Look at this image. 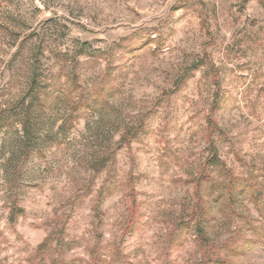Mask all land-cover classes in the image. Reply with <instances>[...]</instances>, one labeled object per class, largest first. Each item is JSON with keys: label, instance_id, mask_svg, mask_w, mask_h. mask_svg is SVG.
Returning a JSON list of instances; mask_svg holds the SVG:
<instances>
[{"label": "rangeland", "instance_id": "1", "mask_svg": "<svg viewBox=\"0 0 264 264\" xmlns=\"http://www.w3.org/2000/svg\"><path fill=\"white\" fill-rule=\"evenodd\" d=\"M0 124V264H30L60 229L69 262L100 235L132 264H200L195 238L170 233L210 143L237 177L264 180V0H0ZM238 203L240 217L212 208L210 243L243 245L264 223Z\"/></svg>", "mask_w": 264, "mask_h": 264}, {"label": "trees", "instance_id": "2", "mask_svg": "<svg viewBox=\"0 0 264 264\" xmlns=\"http://www.w3.org/2000/svg\"><path fill=\"white\" fill-rule=\"evenodd\" d=\"M132 43V42H131ZM127 46H130L128 44ZM135 47V44H131L130 47ZM136 47L132 50H139ZM129 48V47H128ZM72 72L73 89L78 90L81 93L77 102L87 99L84 96L83 88L77 83L76 74ZM186 75L180 77L177 84L181 83ZM70 88V87H69ZM71 89V88H70ZM67 89L70 93L72 90ZM77 103L73 104L75 107L72 109V113L78 112ZM72 106V107H73ZM81 106V105H80ZM79 106V108H80ZM211 120H208V125L213 128ZM0 124V132L2 129ZM215 128V125H214ZM217 131V127L215 128ZM131 129L125 134L123 140L131 141L135 135H131ZM128 138V139H125ZM219 137L221 135L219 134ZM210 154L206 162L201 166L198 174L192 179L194 184V196L195 202L190 212L178 222L170 236L172 237L171 244L176 243L175 239L187 237L192 235L199 243L201 248V263L200 264H236L234 261H228L227 259L220 258V253L226 254L233 253L231 260L235 259L237 255L241 254L242 250H252V252H259L264 256V223L260 228L256 225L249 227L248 231L252 234L251 240L245 239L243 245H232V247H226L221 245H215L209 242V235L207 233L206 218L211 213L214 206H217L219 210L226 209L227 216L240 217V213L237 212V206L241 198L247 197V201L254 205L261 215H264V180L255 176L252 171H246V175L242 178L237 177L232 170H230L224 162L220 160L215 150L214 143H210ZM108 159V158H107ZM100 161L99 166L101 169L105 166L108 160ZM99 168V167H98ZM96 170L95 172H97ZM18 192L12 193V198L9 203V215L8 220L13 223L17 217L23 214L17 202ZM223 207V208H222ZM220 210V211H221ZM264 219V218H263ZM101 236L97 235V245L90 248L89 260L84 262L81 260H73L71 262L65 260L66 250L69 245L67 235L65 231L51 230L43 243L37 248L35 255L30 264H132L129 257L121 251V243H115L113 248L115 251L111 255L103 254L100 251ZM178 241V240H177ZM99 242V243H98ZM226 249V250H225ZM47 256V257H46ZM227 256V255H226ZM228 257V256H227ZM234 262V263H233ZM166 264V262H164Z\"/></svg>", "mask_w": 264, "mask_h": 264}]
</instances>
